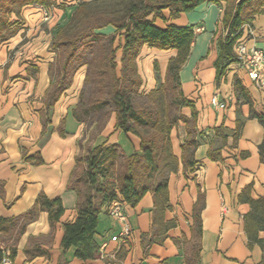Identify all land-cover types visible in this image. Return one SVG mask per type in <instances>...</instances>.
<instances>
[{"label":"crops","instance_id":"1","mask_svg":"<svg viewBox=\"0 0 264 264\" xmlns=\"http://www.w3.org/2000/svg\"><path fill=\"white\" fill-rule=\"evenodd\" d=\"M224 4L202 0L173 16L165 8L164 19L153 22L159 27L191 26L194 32L178 73L181 95L191 105L179 108L185 119H178L169 133L176 163L174 170L165 173L167 204L155 210L151 191L133 206L122 200L131 228L125 241L111 239L120 222L106 213L108 203L103 205L93 234L95 249L88 258L78 257L74 246H61L63 225L77 213V194L67 188L75 157L101 143H116L126 155L139 152L140 138L117 128L113 112L88 141L83 122L73 114L85 77L79 67L48 107L58 61L48 47L46 31L30 28L27 43L18 46L21 37L15 34L0 45V217H19L11 229L0 231V264L5 258L11 264H187L196 245L201 264H264V230H256L260 241L253 240L249 246L244 220L251 211L248 199L264 196V162L258 149L264 127L254 115H264V88H257L235 62L216 78L217 40L225 31ZM261 9L241 27L232 52L239 41L264 50V2ZM27 14L30 22L39 13ZM118 41L122 43L121 36ZM117 50L121 58L122 49ZM176 52L148 44L140 47L135 58L139 93L147 94L165 81L168 61ZM120 67L119 59L118 74ZM214 94L225 103L223 108L210 103ZM212 149H219L218 157L208 156ZM41 193L61 199L63 212L53 226L46 210L28 214ZM172 221L174 225L165 228ZM34 243L46 253L28 258L24 248Z\"/></svg>","mask_w":264,"mask_h":264},{"label":"trees","instance_id":"2","mask_svg":"<svg viewBox=\"0 0 264 264\" xmlns=\"http://www.w3.org/2000/svg\"><path fill=\"white\" fill-rule=\"evenodd\" d=\"M202 0H130L125 14L118 19L108 18L105 22L96 24L90 23L86 28L77 31L71 37L63 38L62 44L67 45L65 57L58 61V77L53 81L52 89L48 100V107L62 90L70 84L72 74L78 66L69 72L70 58L78 54L81 47H93V44H86L84 38L91 37L92 42L103 37L101 33H95L94 29L111 24L116 31H120L123 36L122 43L119 41L115 48L109 49L107 62L92 69L91 82L98 91H105V97H95L91 103L82 110L85 114L91 110L96 111L103 108L108 102L114 109L116 120L115 126L124 132H131L140 138L139 152L124 154L119 149L118 144H98L93 148H88L82 155L75 157V166L71 171L67 188L74 190L77 194L76 217L72 222L63 225V236L61 240L62 248L70 246L76 247L75 254L81 258L92 256L95 249L93 234L98 223V214L103 205L114 199L120 198L129 205H135L147 191H151L154 197L155 210L161 211L167 204V178L166 169L175 168L176 158L172 154L169 133L178 119H185L179 112L182 105L191 103L182 97L179 89V70L186 60L191 43L194 39V32L191 26H176L167 24L159 27L153 22L156 18L164 19L162 9L168 8L170 14L176 15L181 11L192 9ZM217 4L224 1L222 22L224 34L218 38V57L215 61L216 78L224 72L226 66L235 62L232 46L241 34V27L249 24L254 15L261 12L264 0H208ZM18 5L27 3L50 5L51 0H18ZM88 1H81L73 15L79 18ZM82 7V9H81ZM81 10H80V9ZM80 10V11H79ZM80 12V13H79ZM79 13L80 15H78ZM71 15V17H72ZM6 19L0 14V41L5 40L7 34ZM12 32V31H11ZM11 32H8L11 34ZM143 44L156 46L161 49L175 48L176 55L169 59L165 81L146 96L154 94L160 87L175 91L173 105L178 108L177 112L170 116L161 115V110L153 112L138 106L134 102V94L141 95L138 88L141 79L137 74L135 58ZM122 49L121 67L119 74L116 72L115 52ZM157 72V64L154 63ZM87 72V71H86ZM89 75V74H88ZM87 78V77H86ZM84 78V82L85 79ZM236 89L241 90L239 85ZM82 91V89H81ZM80 97L73 110L75 118L85 121L80 117L79 106ZM108 114V112H107ZM264 127V115L254 114ZM96 127L102 128L104 123L96 119ZM100 123V124H99ZM149 127L151 130H144L140 127ZM239 125L234 133L237 137ZM222 141L225 136H221ZM190 145V142H186ZM261 161L264 162V138L258 145ZM208 156L215 158L219 156V149L208 151ZM120 196V197H118ZM248 202L251 211L244 216L245 231L248 236V245L251 241H260L256 238V230H264V196L257 199L249 198ZM38 209L46 210L51 225L58 220L63 212L61 199H48L44 194H39L36 206L28 212L35 214ZM194 215L197 217V206L194 207ZM19 217H0V231L5 232L16 225ZM174 225V222L165 224V228ZM199 225V224H198ZM200 231V230H199ZM192 254L188 257L187 264H201L199 261V246L192 248ZM26 256L32 257L35 253H46L45 250L38 249L35 243L24 248ZM14 251L9 254L13 258ZM3 259L0 248V262Z\"/></svg>","mask_w":264,"mask_h":264},{"label":"rangeland","instance_id":"3","mask_svg":"<svg viewBox=\"0 0 264 264\" xmlns=\"http://www.w3.org/2000/svg\"><path fill=\"white\" fill-rule=\"evenodd\" d=\"M81 1L88 2L85 5V9H83V12L81 13V16L78 18L75 15L74 17L73 15L75 12L73 14V11ZM129 1L130 0H51L49 3L50 5L27 3L25 5L19 6L18 0H0V14L6 19L7 29L5 32L7 31V34L9 35L5 40L0 41V45L15 34H19L21 37L20 42L17 44L18 46L24 42L27 43L29 40L26 36V31L30 28H40L49 33L47 37V43L48 47L53 52L54 61L57 60L61 62L67 53V45L62 44L63 38L71 37L77 31L86 28V26L90 23L100 24L105 22L108 18H120L125 14ZM132 1L138 2V0ZM43 9L48 11L49 17L47 20L42 19ZM27 13L39 14L35 19L27 22V16L29 15ZM79 13L77 14L80 15ZM36 30L37 29L34 31ZM8 32H11V34ZM94 32L103 34V37L94 42L91 41V37L84 38L83 41H80L85 42L86 44L91 43L93 44L91 45L93 47L79 48L77 52L78 54L70 58L71 60L69 66L70 72L71 69L78 66L79 64H84L78 66V70L80 69L82 72H84V78L87 77L85 82L82 81L81 85L79 86L80 89L77 88V90L82 89L80 97L81 103L78 110L80 117L85 120L83 121L84 131L86 134L88 132L89 142L95 137V133L97 132L99 126L98 125L96 127L94 119L100 123H104L105 125L108 120H110L111 113L114 112L110 102H108V104H106L103 108L96 111L91 110L87 114L82 111L86 108L85 106H88V104L91 103V99L95 97L104 98L106 94L105 91H97L95 89V85L91 82V79L96 76L95 75L91 77L92 69L98 67L99 65L103 67V65L107 62L109 49L115 48L117 46L120 36V31H116L115 27L111 24L94 29ZM121 38H123V36H121ZM12 55L13 50H10L9 56ZM119 59L120 55L118 54L117 50L115 53V61L117 64L119 63ZM96 79L97 77H95V80ZM157 84L158 80H156V86ZM175 93L176 92L173 90L160 87L157 89V92L149 96H146L142 92L141 95L134 94L133 100L138 106L142 108L149 110L151 109L153 112L161 110L160 112L162 117H170L178 110V108L172 104ZM140 128L144 130H151L147 126ZM88 129H90V131H88ZM86 144H84V147ZM82 147L81 149H83Z\"/></svg>","mask_w":264,"mask_h":264},{"label":"built area","instance_id":"4","mask_svg":"<svg viewBox=\"0 0 264 264\" xmlns=\"http://www.w3.org/2000/svg\"><path fill=\"white\" fill-rule=\"evenodd\" d=\"M49 17L48 11L43 9V20ZM235 63L241 67L247 76L253 81L257 88H264V50L255 46L247 47L243 41H239L234 46ZM210 103L219 108H223L225 103L220 101L216 94L212 95ZM106 213L120 222V229L111 237L112 240L125 241L131 233V228L127 222L123 211V201L118 198L109 202L105 208ZM1 264H11L5 258Z\"/></svg>","mask_w":264,"mask_h":264}]
</instances>
